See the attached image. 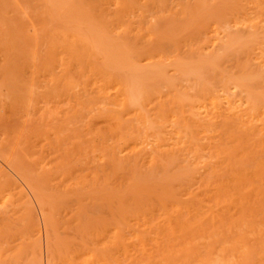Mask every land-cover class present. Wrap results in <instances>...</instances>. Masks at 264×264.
<instances>
[{"label": "rangeland", "instance_id": "rangeland-1", "mask_svg": "<svg viewBox=\"0 0 264 264\" xmlns=\"http://www.w3.org/2000/svg\"><path fill=\"white\" fill-rule=\"evenodd\" d=\"M39 1L40 0H0V147L3 153L1 150L0 152L5 157L13 159L12 161L17 167L16 169H19L25 174L24 178L28 177V184H30L29 186L31 189L37 190L39 185H42V191H46L44 192L45 194L37 195L38 197L35 196L36 200L34 197L32 198L33 201L28 199L29 197L26 195L32 197L33 194H27V190H29L27 184H21L22 181L19 182V180L16 181V179V182L11 180L12 178L7 179V174L4 172L1 173L4 166L0 160V264H5L6 262L7 264H35V259H37L35 258L36 252L39 253L40 251L42 256L44 253L43 250H45L44 236L41 240V245L43 247L39 246L40 242H37L35 237H33L35 233L37 234L39 227L42 226L41 207L46 209L48 220L53 229L52 235L54 238L51 236V246L55 248V250L53 248V251L55 255L54 262L56 264H264V139L260 137V134L258 135L256 130L255 132L251 131V129H238L235 124L233 122L230 123L229 120V123H225L226 125L222 124L223 121L219 120L220 122L214 124L215 126L211 132L213 133V135H211L212 137L216 135L218 137L212 139L217 143L213 142L215 146L207 150L205 147L203 149L202 146L205 143V139L203 140V138H201V142V139L198 137V135L200 136L199 132L198 135H195V139L200 142L198 145L194 144L192 148H197L196 150L187 151V153L189 152L188 154L186 153V149L181 150L179 153H172L173 155L170 156L167 154L168 156L166 155V158L163 153L164 161L162 162L161 160L160 164H158L160 168L154 166L153 169L147 163L142 165L141 161L134 164V160L124 153V155L115 154L117 156L116 159H111L110 156L112 154L114 155L113 146L117 143L119 144V142L120 145L126 144L121 141L124 140L121 137L122 135H118L119 130L122 129L121 124H123L124 118H122L123 116H121L120 113L115 119H111L110 116L103 112L99 113L96 110L99 106L98 103H100V100L96 101L98 97L96 98L94 96V93L97 95V88L95 89V86L97 87L98 85V77L92 74L93 72H90L89 70L91 69L86 65L84 66L86 68L83 67L81 69L75 67L73 71H76V85L75 90H73L75 95L67 94L68 96H65L66 93H63L64 95L60 94L62 95L61 97L55 96L58 98L52 95L50 97V105L48 104L49 106L47 105V107H51L52 110L57 108L58 110L63 109L62 111H67L70 109L68 108L69 105L77 107V97L81 96L82 98L80 99H85V101L82 100L83 102H92V99L98 102L95 103L93 108H95L96 105L98 106L94 110L92 109L93 111H89L90 113L88 112V115L86 114L88 110L84 112V115H87L86 117L82 115V117H78L77 119L71 118L72 120L70 121L69 119V122H62L60 118L58 119L59 121L61 120V123H55L54 121L57 120L56 118L51 119L53 121L49 118L43 120L44 117H41L45 104L42 105L43 102L39 100L37 104L36 102L34 103V105L36 104L33 106L34 109L31 107L33 101L31 104V99H26L29 95L27 91L30 93L31 90H35V92L40 93L44 90V88L41 87L35 88V86H38L39 81H34L33 79L35 70L33 61L32 63L30 62L31 59L33 60L34 53L33 56L31 55L32 57L28 55V52L30 53L31 50H33V43L31 44V42L34 41L37 37L36 35H38L36 34L39 30L37 29L38 26L40 28V23L37 25L36 22L35 25V21L33 20L35 17L38 18L39 16V12L37 13L35 11L40 9L39 11L43 12L41 1ZM53 1H55V6L51 11L58 20L56 21V17H52L54 16L52 12L47 13L48 16L46 15V19L41 16L45 21L48 19L46 22L48 29L57 24H62L61 26H69V30L72 27L70 31L74 33H71V35L74 34L75 36L77 34H85L86 32L90 34L93 33V30H95V32L103 31L106 29V26V30H111L112 27L116 28L122 23L121 21H114L112 26H109L111 25L110 21L112 20V16L108 11L109 5L104 4L102 0ZM127 1L131 8L136 3L133 7L135 12L127 15L128 17L124 16L122 20L126 27L131 23L132 25H129V27L131 26L130 29L132 27L135 28V30L132 31L133 35H138L136 34L138 30L137 25H139L138 19H140V13L144 12V16L142 15L143 19H141L143 21L142 30L147 33L152 25L153 30H155L154 33L158 34L159 32L161 33V31L164 32L167 28L165 33H161L165 36L163 40L170 41L172 39L171 44L166 45L170 47L177 39L178 42H176V44L181 51L183 50V52H180L181 54L183 53L181 56L186 55L185 57L187 60L191 61L193 64H191L193 67L189 65V67L191 66V72L187 68L179 70L180 72H185V70H187V74L177 72L178 69H174L175 66L172 68L171 65L170 67L166 65L165 67L167 69H164L168 71L163 72L162 70L164 69H161L163 67L161 66L159 74L161 72L160 77L163 78L160 79L162 80L157 78L159 77L158 74V76L156 75L158 79L157 84H160L157 86L154 85V88H152L153 91L156 89L154 92L149 88L151 94L157 92L154 94L155 96L164 94L163 99L167 101V98L171 97L170 95L174 96V94H179L180 91L181 95L184 92L186 95V93L190 91L193 94L192 97H197L202 94L201 92H203V89L220 86L222 84L221 81L227 79L225 75H228L230 71H235L236 68L234 66L241 63L245 56V52H242L243 47L235 46L228 51L223 61V66L219 69H200V73L203 72L204 76L208 79V83L205 82L206 85L204 84V87H202L200 83L196 82V77L194 75V73L199 71L197 70L198 66L197 68L195 67V65H197L195 62L197 58L194 57L195 54H193L190 47L191 40L200 34L199 28H201L207 20L214 22L216 19L224 20L230 18L227 9H224V7L222 9V1H224V3L226 1L221 0L217 2V5H215L212 10L210 9L211 12L208 11L207 8V10L202 13V16L200 15L197 17L195 15L196 17L191 16L187 18V24L181 23L182 20L178 19V14L174 13V11L179 8L177 7L178 5L175 6L176 2H173L175 0H160L161 4L163 2L166 8L163 13L158 9L160 6L157 7L158 4L153 2L155 0L149 1L150 4L147 5L146 2H148V0ZM180 1L184 2L185 0H178L177 2ZM156 4L157 8H155ZM225 4L227 5V3ZM57 5L59 7H57ZM136 5L140 7L139 10ZM220 9H222V12ZM57 13H59V15ZM208 13L212 14V16ZM36 14L38 16H36ZM252 14H256V11L254 10V13L252 11ZM104 16L105 20H103ZM167 16L168 21L165 18ZM172 16L174 17L172 18ZM192 18L194 20H192ZM35 20L38 21L40 18ZM58 21L62 22L58 23ZM161 21L167 23L161 24ZM176 21L179 23V26ZM54 22H57V24ZM50 23L53 25L50 26ZM102 25L105 26V28H103ZM161 26H163V28L159 31ZM169 26L173 27L170 29ZM180 28L182 30H180ZM48 31L47 40L50 34H48ZM244 31L248 32L246 29ZM132 34L130 31L128 39L133 37L131 36ZM157 34L156 36H159ZM135 37L136 36H134V38ZM140 38L142 39L136 37V39H139L141 44L145 46L147 43H144L149 38ZM131 40L133 42L135 39L131 38ZM140 42L137 49H143V45L141 48ZM169 43L170 42H168V44ZM133 44L131 43V45ZM167 46L166 49L168 50ZM41 48L39 55L45 56L44 46ZM172 48L174 49L173 45L169 49L171 50ZM80 49L78 51L80 54L82 52V57H85V50L83 48ZM129 49L131 53L134 52L132 54L133 57L137 49H135L136 51H133L132 48ZM185 50L186 52H184ZM54 53L53 51L51 53L47 45V58L49 61L54 58L56 60L54 64H52L53 67H49L48 63H51V61L49 62L47 59V68L50 71L47 70V73L41 72L38 74L40 80L46 79L47 76L46 92H49L48 84L52 83L54 77L52 72H54V75L55 72H59L61 58H65L67 55L66 53L64 55L55 51ZM27 58H29V60ZM66 59H69V57ZM62 61L66 60L63 59ZM29 62L32 65H30ZM77 71L80 74H78ZM145 73L147 75L146 77H149L148 72ZM188 76L194 80H191V83L187 81L189 84L184 80ZM147 79L145 78L144 80L146 81ZM152 79H154L153 84H156L155 77ZM230 80L234 81L235 79ZM30 81L31 88L29 86ZM148 81H146V83L151 85L152 81L150 82V79H148ZM159 81H162V83ZM33 82H36V85H32ZM262 87H264V84L260 81L250 84V89L252 88L251 90L254 91L259 98H262L264 95L261 93L264 91ZM36 89H38V91ZM82 91L88 92L83 94ZM38 96L39 94L37 97ZM29 98L30 97H28V99ZM38 98L40 99V97ZM170 100L165 104L167 105V109L173 106L171 105L168 107L167 103L171 104L173 102V100H171L172 102ZM172 111L173 109L168 111L171 112L170 115L174 114ZM175 111L179 114L180 109L175 107L174 112ZM38 114L41 115V117H39ZM46 114L48 115V113ZM98 114L101 115L99 116ZM84 117L85 120H83ZM169 117V121L173 122V120L176 119V114L175 117ZM40 119L42 120L40 121ZM36 120H39V122H36ZM59 121L57 120V122ZM64 123H67V126ZM54 126L56 129L53 128ZM67 129H70V131L68 132ZM71 130L73 131L71 132ZM58 131L60 135L57 134ZM62 133L66 135L64 138H62ZM181 133L183 134V132ZM76 134H79V138H77L78 135ZM106 134L107 136H105ZM152 134V132L149 133L147 137L148 140L153 138ZM185 134L186 130L184 131V135ZM117 135L118 137L115 138ZM184 135L183 137L185 140L186 135ZM55 136L62 138V140L57 139V137L55 138ZM102 137L105 139H103V143H101ZM56 140H59V142ZM63 141L67 142L68 145L67 143L64 144ZM90 141L94 142L91 143ZM61 143L64 147L60 145ZM57 144H59L58 147ZM182 144L184 145V143ZM74 145H78L75 146V150L79 152L78 154L75 150L72 152V148H75L73 147ZM80 146L81 148L78 149H82L81 151L77 149V147ZM214 147L217 150L214 149ZM103 149L105 151H103ZM67 150L70 151V153L68 151L69 155L71 154V158L69 157L70 159L65 158L68 154L65 152ZM221 151L222 153H220V155L222 156L224 153L227 158H222L224 155L218 157V152ZM8 154L9 156H7ZM74 155L75 157L72 158ZM103 155L105 156L103 157ZM63 157L68 159V161ZM95 158L98 159L96 160ZM62 159L63 161L65 160L64 163ZM106 159H109V161L111 160L109 167L108 163L105 162ZM211 159L215 161L216 164L215 162H211ZM216 159L220 160V162L218 163ZM69 161L71 162L69 163ZM119 162H121V164ZM45 163H48V165H46L48 167L52 166V172L54 168H57L58 171H56V173L54 171L50 175L51 180L44 178L47 181L44 182L45 180H40L38 185L39 176L37 173L41 171L40 167L45 165ZM104 163L105 165L107 164V167L104 166ZM204 163H210L211 165H205L206 168H202ZM57 164L59 166H56ZM67 164L69 166H67ZM131 174L138 175L132 176ZM128 178L134 183L132 184L133 186L130 184V181L129 185L127 184ZM31 179L33 182L35 180L37 183L31 182ZM42 181L44 183H41ZM31 183H33V185ZM24 186H26L27 189ZM215 186L220 190L218 189V191H216L217 189H214ZM206 187L213 188L214 191L211 189L209 190L210 192H204ZM46 188L49 189L48 192ZM22 189L23 192H20ZM25 191L27 192L25 193ZM190 192L196 194H192L193 196L191 198ZM196 195L197 197H194ZM37 198L40 200L39 203ZM193 198L195 200H193ZM28 202L30 205L27 204ZM30 207L31 209L34 208V213L30 212ZM27 215L28 217H26ZM25 229H27V231ZM44 234L43 230V235ZM20 250L23 254H19L18 251ZM28 252H31L30 256Z\"/></svg>", "mask_w": 264, "mask_h": 264}, {"label": "bare ground", "instance_id": "bare-ground-1", "mask_svg": "<svg viewBox=\"0 0 264 264\" xmlns=\"http://www.w3.org/2000/svg\"><path fill=\"white\" fill-rule=\"evenodd\" d=\"M35 1H37V0H35ZM40 1L39 2L41 3V5L43 7L42 8L43 12L39 11L40 9L38 11H35L37 13L39 12L38 15L40 16L39 17L36 14V16H38V18L35 17V19L40 18V20L36 21L35 19H33L35 21L34 22L35 25H36V22H37V25L40 23V28L38 26L37 29H39V30L36 32V34H38V35H36L37 37L35 38V40L31 42V44L33 43L32 44L33 46L31 45L33 47V50H31V52L32 51L33 52L32 53L31 52L29 53L28 51L27 52H28V55H30V56L31 55L33 56V53H34L33 60L31 59L30 62L32 63V61H33V67L35 70V74L33 76V79H34V81H36V80L39 81L38 86H35V88L41 87V88H44V90L40 93L35 92V90H31L30 93H29V91H27L28 94L30 95V96L28 95V97H30V98L28 99V97H27L26 99L27 100L31 99V101H30L31 104L33 101V105L31 107L35 106L39 100L41 102H43L42 105L45 104L44 105L45 107L43 109L45 112L43 111L42 117H41V115L38 114L39 117H41V118L44 117L43 120L46 118H49L50 120L53 118H56L59 121L58 118H60L62 120V122H69V119L71 121L73 118L77 119L78 117H82V115H84V112H86L87 110L88 111L86 114L88 115L89 111H91L92 109L94 110L98 106V105H96L95 108H93L95 103H98L96 101L100 100L99 101L100 103H98L99 106L96 108V110L99 113L103 112L106 115L110 116L111 119L112 118L115 119V117L119 116L121 113V116H123L122 118H124V122H123L122 118H121L122 120L120 119L123 122V124H121L122 129L119 130V133L117 131L116 132L118 133V135H122L121 137L124 140H121V141H123L126 144L120 145V142L117 141V142H119V144L117 143L113 146L114 150L113 149L112 150L114 151L113 152L114 155L111 153L112 155L110 156V158L115 160L117 157L115 154L118 155V154L124 153V154H126V156H128L129 158H132L134 160L133 161V162H135L134 164L141 161L142 165L147 163L152 168L154 166L159 167L158 164H160V161L161 160H162V162L164 161L163 160L164 155L166 158L167 154L170 156V155H173L172 153H174V154L179 153L181 150L186 149V153H187V151H190V150L191 151L196 150L197 148H195V147H194L195 149H192V148H193L194 144L198 145V143L200 142V141L198 142V140L195 139V137H196L195 135H198L199 132H200V136L198 135V137L200 139L203 138V140L205 139L204 140L205 143L202 146L203 149L205 147L207 150L208 148L215 146L214 143H216V142H214L212 139L214 137H217V135L212 137L211 135H213V133H211V132H212V130L215 126L214 124L216 122L223 121L222 124L226 125L225 123H227L229 120L230 123L233 122L238 129L240 128L242 130V128L243 129L245 128V129H249V130L251 129V131L256 130L258 135L260 134V137L264 139V95L262 98H259V97H257L256 93L251 90L252 88L250 89V84L253 82L260 81L264 84V0H225L226 1L225 3H227V5L224 3V1H222V3H223L222 9H223V7H224V9H227V13L230 16V18L224 19V20L223 19H216L214 22L213 21L211 22V20L210 21L207 20L205 22V24H203V26H201V28H199L200 26L198 27L200 29V34H198L196 37H194L191 40L190 47L192 49L193 54H195L194 57L197 58V59L194 58V59H196L195 62L197 64V65H195V67L197 68V66H198L197 70L199 71V72L196 71L197 73H194V75L196 77V82L200 83V85H202V87H204V84H205V82L208 81V79L206 78V76H204L203 72L200 73V69L201 70H203L205 68L210 69V70L211 69L212 70L219 69L220 67L223 66V63H224L223 61H224L228 51L235 46L243 47L242 52H245L244 53L245 56H244L242 62L237 64L236 66H234L236 68L235 71H230V73L228 75H225V77L227 78L226 80L221 79L222 84L220 86H218L216 88L203 89L202 90L203 92H201L202 94L198 95L197 97H192L193 94L190 91H189L190 93L188 92V93H186V95L184 94L185 93L184 92L183 94L185 96L183 94L181 95V91H180L179 94H174V96L170 95L172 98L171 97L167 98V101H166V99L165 100L163 99L164 94L161 95L158 92L160 95L155 96L154 94L157 92H155L154 94H151V92L149 91V88L153 91L152 88H154V85L157 86L160 84V83L157 84L158 83L157 78H159V79L163 78V77H160L161 72L159 74V69L161 68V66H163L161 69L166 68L165 67L166 65L169 67L171 65L172 68L175 66L174 69H176V70L178 69L177 72H180L179 70H183V69L187 68L191 72L192 70L190 68L193 64L191 63V61L187 60V58L185 57L186 55L181 56V55H183V53L181 54L180 52H183V50L181 51V49H179L178 45L176 44V42H178L177 39H176V42L172 41V42H175L172 44L175 51L173 48L171 49L173 51H171L169 48H171L172 45L170 47H168L167 45L171 44L172 39L170 41L163 40L165 38V36L161 34L163 31H161V33L159 32L160 34L154 33L155 30H153L152 25L150 26V29H148L149 32L145 33L142 30L143 29V27H142L143 21L141 19H143V16H144L143 13L144 12L140 13V17H139L140 19H138L139 21L137 20L139 22V25H137L138 30L136 31V34H138V35L132 34V31H134L135 28L132 27L130 29L131 26L129 27V25H132L131 23H129L128 27H126L122 20H123L124 16H127V15L135 12L133 10V7L135 6L136 3L131 8V7H129V2L127 0H102L104 2V4L109 5L108 11H109V14L111 13V16H112L111 17L112 20L110 21L111 25H109V26H112L114 21H121L122 23L120 24V26H117L116 28L112 27L111 30H106L107 29V26H106V29L103 30L104 32L103 31L95 32V30H93V33H90V34H88V32H86L85 34H81V35H78L77 33H75L77 35L74 36V34L71 35V33H74V32L70 31L72 28L71 26H70L71 28L69 30V26H67V27L61 26L62 24L59 25V24H57V22L56 23L54 22L55 24H57L56 26H52L53 24L50 23V26H52L53 29L50 28L48 25L49 29H52V30L48 31L49 29L47 28V25H46L47 24L46 22L48 21V19H47V21H45L43 17H45V19H46L48 16L47 13L52 12L51 10L54 9V6H55L54 2L55 1H53V0H40ZM134 1H136V0H134ZM149 1L151 2L153 0H148V2H146V5L150 4ZM161 1H163V0H161ZM161 1L155 0L153 2L158 4V6H157V4L155 5V8L160 6L158 9L161 13H163L166 10V8L164 7L165 5L163 4V2L161 4ZM171 1H170V3H171ZM177 1L176 0L173 1V2H176L175 6L178 5L177 7H179L177 10L174 11V13L178 14V17H179L178 19L182 20L181 23L187 24L186 23L187 18H189L191 16L194 17L195 15L197 17H199L200 15L202 16V13L204 11H206L207 8H208V11H210V9L212 10L214 8V6L217 5V2H220L221 0H185L184 2L183 1L177 2ZM230 2H231V4H230ZM40 3H39V5H40ZM152 4H151V7H152ZM130 6H131V3H130ZM57 7H59V6L57 5ZM136 7H137V5H136ZM137 8L139 10L140 7H137ZM253 8L256 11V14H252V11L254 13ZM222 9H220L221 12H222ZM35 10H37V9H35ZM60 11H62V10H60ZM71 11H73V10H71ZM40 12H41V14H40ZM59 13H57V14L59 15ZM106 13H108V12H106ZM42 14H44L45 16ZM176 14H174V15H176ZM208 14L212 16V14H210V13H208ZM53 15H54V13H53ZM216 15H217V13H216ZM41 16H43V17H41ZM141 16H142V18H141ZM52 17H56V16L54 15ZM173 17L174 16H172V18ZM165 18L168 21V16ZM160 19H161V17H160ZM175 19H176V17H175ZM55 20L56 21L58 20L57 17ZM103 20H105V16H104ZM162 20H163V18H162ZM192 20H194V19L192 18ZM59 22L60 21H58V23ZM163 23H167V22L164 21L161 24H163ZM176 23H178V22L176 21ZM169 24H171V23H169ZM178 26H179V23H178ZM169 27L171 29V27H173V26H169ZM103 28H105V26H103ZM151 28H152V30H151ZM162 28H163V26H161V28H159V31H160V29L162 30ZM181 28H180V30H182ZM174 29H176V28H174ZM233 29H235V30H233ZM245 29L248 30V32L244 31ZM166 30H167V28H166ZM35 31H36V29H35ZM47 31H48V34L50 33L49 37H48L49 41L47 40ZM130 31L132 34L131 36H133L131 38L135 39L137 43L135 42V40L132 42L131 38L128 39ZM165 31L163 33H165ZM156 34L159 36H156ZM134 36L139 37V39H142L140 37H148L149 39L147 41L145 39L146 42L144 44H146V43L147 44L144 46L143 44H141L140 40L136 39V37L134 38ZM155 36H156V38H155ZM112 37H113V40H112ZM139 42H140L141 48L143 45V49H137ZM168 42H170V43L168 44ZM131 43L132 44L134 43V44L131 45ZM47 45H48V48H50L51 53H52V51H53V53L55 51L57 53H61L64 55H65V53L67 54L65 58H61L60 67H59L60 69L58 70L59 72H57V73L55 72V75H54V72H52L54 77L52 76L53 77L52 83L48 84L49 92H46L47 76H46V79H43V80H40V78H38L39 73H41V72L47 73V70H48V68H47V59H48L47 58ZM186 45H187V43H186ZM42 46H44V49H45V53H46L45 56L39 55V51H41L40 49H42L41 48ZM166 46L168 47V50L166 49ZM80 48L81 49L83 48L85 50L84 52L87 54V56H86V54H84L85 57L84 56L82 57V55H83L82 52H81V54H82L81 55L80 52L78 51ZM129 48H132L133 51H136L135 49H137V51L135 52V55L133 56L134 58L132 57V54L134 52L131 53ZM186 50L184 52H186ZM166 51H171V52H166ZM43 54H44V51H43ZM68 54H69V56H68ZM68 57H69V59H66ZM131 58H133V59H131ZM27 59L29 60V58H27ZM63 59L66 61H62ZM28 60H27V62H28ZM55 60H56L55 58L50 60L51 63H48L49 67L50 66L53 67L52 64H54ZM48 61H49V59H48ZM31 63H30V65H32ZM85 65L91 69L89 71L93 72L92 74H94L95 76L98 77L97 78L98 79L97 80L98 85H97V87L95 86V89L97 88V95H96V93L93 92L95 94L94 96L96 98L98 97L96 99V101L94 99H92V102L93 101H95V102H93V104H92V102L89 101L88 102L89 104H88L87 102L82 101V100L85 101V99H80V98H82V96H81V97H77V107L76 106L74 107V105H73V107L69 105V107L68 106L67 107L70 109H68L67 111H62L63 109L58 110L57 108L55 110H52L51 107H47V105L49 104L50 99H51L50 97L52 95H53V97H55V96L61 97L62 95H60V94H63V93H66L65 96L67 94L75 95V92H73V90H75V85H76V79H75L76 78V76H75L76 71L75 72H73V71H74L75 67H78L79 69H81ZM189 65H191V66L189 67ZM56 67H57V65H56ZM255 67H256V69H255ZM84 68H86V67H84ZM146 69H147V71H146ZM166 69H164L162 71L167 72L168 70H166ZM48 71H50V70H48ZM186 71L187 70H185V72L181 71L180 73L185 74ZM11 72H13V71H11ZM145 72H148V76L150 78L146 77L147 75ZM149 73H150V75H149ZM151 73H153L154 76ZM78 74H80V73L78 72ZM157 74L159 75V77H157L158 76ZM162 74H164V73H162ZM30 75H31V73H30ZM164 75H166V74H164ZM174 75H175V73H174ZM151 77L152 78L155 77L156 84H153L154 79H152ZM188 77H186L187 79L185 78L184 80H186L185 82L189 81V83H191V80H193V79L191 77H189V78ZM145 78L150 79V82L152 81L151 85H148L146 83V81H148V79L145 81L144 80ZM230 79H235V80L231 81ZM160 80H162V79H160ZM24 82H26V81H24ZM79 82H80V80H79ZM159 82L162 83V81H159ZM145 83H146L148 88L146 87ZM30 84H31V81L29 83V86H30ZM32 85H36V82H33ZM187 86H189V85H187ZM30 88H31V86H30ZM262 88H264V87H262ZM36 90L38 91V89H36ZM87 92L88 91H86V92L82 91L83 94H86ZM149 93H150V95H149ZM261 93L264 94V91H262ZM38 94H39L38 97H40V99L37 97ZM88 96H89V93H88ZM194 96H196V95H194ZM58 97H55V98H58ZM89 98H91V97H89ZM75 99H76V97H75ZM170 99L173 100V102ZM168 100H170L172 102L171 104L167 103L168 107L173 105V106H171L170 109H167V107H166L167 105H165L166 102H168ZM35 102H36V104L34 105ZM75 105H76V103H75ZM63 106H62V108H63ZM175 107L180 109L179 114H177L176 111L174 112ZM172 109H173L172 112L174 114L170 115L171 112H168V111H170ZM46 113H48V115ZM95 113H96V111H95ZM175 114H176V119L173 120V122L172 121L170 122L169 116L175 117ZM87 115H84V116L86 117ZM85 117L83 120H85ZM118 118H120V117H118ZM41 120L42 119H40V121ZM57 120L54 122L55 123H61V120L59 122H57ZM51 121H53V120H51ZM114 121H116V120H114ZM36 122H39V120L38 121L36 120ZM57 125H56V127H57ZM65 125L67 126V123ZM75 125H76V123H75ZM39 127H40V125H39ZM56 127L54 126L53 128L56 129ZM75 127H77V126H75ZM175 128H177V129H175ZM59 129L61 130L60 127H59ZM143 129H146V130H143ZM184 129L186 130V134H185L186 135V139H185L186 141L184 140V137H183L184 131H185ZM59 131L57 134L60 133ZM69 131H70V129L68 130V132ZM72 131L73 130H71V132ZM123 131H125V132H123ZM62 132L64 133L63 129H62ZM151 132L153 133L152 134L153 138L152 139L150 138L151 140H148L147 137H148L149 133H151ZM181 132H183V134ZM63 133H62L63 137L61 135L62 138H64L66 136ZM76 135H78V137L77 136L76 137L79 138V134H76ZM111 135H114V134H111ZM118 135L115 136V138L118 137ZM105 136H107V134ZM109 136H110V134H109ZM56 137L57 136H55V138ZM73 137H75V136H73ZM90 137H92V136H90ZM103 137H102V139L99 138V139H101V143H103V141L105 140L104 139L105 137L104 138ZM62 138L57 137V139H61V140H62ZM63 140H65V139H63ZM88 140H90V139H88ZM118 140H119V138H118ZM183 140H184V142H183ZM56 141L59 142V140H56ZM96 141L97 140L95 139V142ZM196 141H197V143H196ZM93 142H91V143H93ZM201 142H202V139H201ZM63 143L66 144L67 142L63 141ZM182 143H184V145ZM96 144H97V142H96ZM180 144H182V145H180ZM58 145L59 144H57V147H58ZM60 145L63 146L62 143ZM67 145H68V143H67ZM75 146H78V145H74L73 147H75ZM78 148H81V146L77 147V149ZM61 149H63V148H61ZM75 149H76V147L74 149L72 148V152ZM214 149H216V148L214 147ZM224 149H226V148H224ZM0 150H1V147H0ZM81 150H79V151H81ZM68 151L69 150H67L65 152L68 153ZM103 151H105V150L103 149ZM1 152H2V150H1ZM1 152H0V160L4 166L1 173H3V172L6 173L7 174L6 176H8L7 179L12 178L11 180H13V181H15V179H16V181L17 180H19V182L22 181L21 184L22 183L27 184L30 191L27 190L28 192L25 191V193L26 192H27V194L31 193L30 195L33 194L32 197H30L29 195H26L27 197H29L28 199H31L32 201H33V199H32L33 197L36 200L35 196L45 194L44 192H46V191L43 192L42 188H41L42 185L41 186L39 185L40 180H45V179L51 180L50 175L54 171L56 173V171H58L57 168L56 169L54 168V171L52 172V169H51L52 166H49V167L46 166V165H48V163L47 164L45 163V165L40 167L41 171L37 173L39 176V178H38L39 188L37 190H33L30 188V186H29L30 184H28L29 183L28 179H27L28 177H25L26 178L25 179L24 178L25 174H23L19 169H16L17 167L14 165V163L12 161L13 159L12 158L9 159V158L5 157L2 154L3 152L2 153ZM75 152L77 154L79 153L76 150H75ZM69 153H70V151H69ZM69 153L67 154V156H65V158H69V157L71 158V154L69 155ZM82 153H83V151H82ZM108 153H109V150H108ZM163 153H164V155H163ZM218 153H219L218 157H222L224 155V153L222 156L220 155V153H222V151L218 152ZM92 155H93V153H92ZM105 155H103V157ZM7 156H9V154ZM81 156H83V155H81ZM73 157H75V155L72 156V158ZM121 157H123V156H121ZM121 157H120V159H121ZM224 157H225V155L222 158H224ZM225 158H227V157H225ZM213 159H214V156H213ZM65 160L68 161V159H65ZM65 160L63 161V159H62V162L64 163ZM80 160H81V158H80ZM220 160H221V158H220ZM220 160H217V162L219 163ZM71 161H72V159H71ZM71 161H69V163ZM102 161H103V159H102ZM110 161H109V159H106V161H105L106 163H108V167L110 166V164H109ZM211 162H215V161H213L211 159ZM18 163H20V162H18ZM119 163L121 164V162H119ZM119 163H116V164H119ZM215 164H216V162H215ZM112 165H113V163H112ZM205 165L209 166L211 164L210 163H204V165H202L203 167L202 166L201 167L206 168ZM56 166H59V165L57 164ZM67 166H69V165L67 164ZM104 166L107 167V164L105 165V163H104ZM113 167H114V165H113ZM212 167H213V165H212ZM210 168H211V166H210ZM95 169H97V168H95ZM71 170H72V168H71ZM26 175H28V174H26ZM31 175H33V174H31ZM134 175L135 174H133L132 176H134ZM137 175H135V176H137ZM38 176H36V177H38ZM52 177H53V175H52ZM1 178H2V176H1ZM130 178H132V177H130ZM130 178H128L129 180L127 181L128 185H129V181H130L131 185L134 184L133 182H131ZM46 181L47 180H45L44 182H46ZM31 182H33V180ZM34 182H35V180H34ZM44 182L42 181L41 183H44ZM33 183H31V184L33 185ZM35 183H37V182H35ZM46 185H47V183H46ZM131 185H130V187H131ZM24 187L26 188V186H24ZM207 187H209V186H207ZM207 187L204 190V192L205 191L207 192L211 189H212V191H214L213 188H207ZM215 187H214V189L215 190L217 189L216 191H218L219 188L218 187L215 188ZM46 190L48 192L49 189L46 188ZM20 192H23V189ZM20 192H19V194H20ZM193 192L192 193L190 192L191 198L194 194H196ZM194 197H197V195ZM26 198H25V200H26ZM41 198H43V197H41ZM37 200H38V198H37ZM193 200H195V199L193 198ZM28 201H30V200H28ZM39 201L40 200H38V203H39ZM42 203H40V204H42ZM20 204H22V203H20ZM27 204L30 205L29 202ZM31 205H32V203H31ZM22 206H24V205H22ZM29 209H30L31 213L32 212L34 213V211H33L34 208L31 209V207H30ZM41 212H42V226L39 227L37 234L35 233V235H33V237H35L37 242H40L39 246H42L41 240H42V237L44 236L43 240L45 242V247H44L45 250H43L44 253L42 254V256H41L40 251H39L40 254L36 252L35 258H37V259H35V264L36 263L37 264H43V263L44 264H56L54 262V259H55V255H54V251H53L54 246L53 247L51 246L52 245L51 236L53 237V235H52L53 229L50 225V222H49L47 214H46L47 211L44 207L43 208L41 207ZM25 213H24V215H25ZM28 215L26 217H28ZM30 215H32V214H30ZM33 217H35V216H33ZM29 225H31V224H29ZM39 225H37V226H39ZM24 227H27V226H24ZM25 230L27 231V229H25ZM43 230L45 233L44 235H43ZM119 234H120V232H119ZM55 238H56V236H55ZM30 245H32V244H30ZM35 245H36V243H35ZM54 250H55V248H54ZM22 251H23V249H22ZM22 251L21 250L18 251L19 254H23ZM31 252H28L29 256H30ZM56 256H57V254H56ZM8 257H10V256H8ZM165 257H167V256H165ZM5 264H7V262Z\"/></svg>", "mask_w": 264, "mask_h": 264}]
</instances>
